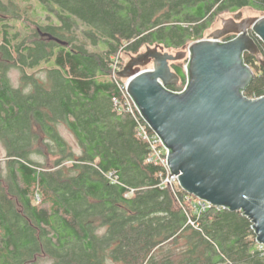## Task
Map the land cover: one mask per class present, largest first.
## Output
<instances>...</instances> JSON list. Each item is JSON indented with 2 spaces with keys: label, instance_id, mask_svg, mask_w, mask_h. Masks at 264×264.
Segmentation results:
<instances>
[{
  "label": "trees",
  "instance_id": "trees-1",
  "mask_svg": "<svg viewBox=\"0 0 264 264\" xmlns=\"http://www.w3.org/2000/svg\"><path fill=\"white\" fill-rule=\"evenodd\" d=\"M19 1L0 0V264H264L243 212H196L195 197L159 187L111 78L121 54L182 50L223 13L264 15V0ZM250 35L259 53L242 56L254 73L243 95L256 99L264 44Z\"/></svg>",
  "mask_w": 264,
  "mask_h": 264
},
{
  "label": "water",
  "instance_id": "water-1",
  "mask_svg": "<svg viewBox=\"0 0 264 264\" xmlns=\"http://www.w3.org/2000/svg\"><path fill=\"white\" fill-rule=\"evenodd\" d=\"M251 32L264 44V15L243 17L238 11L188 50L171 54L161 45L147 46L116 75L121 82L129 79L128 92L168 148V166L181 190L243 212L264 246V96L243 95L254 73L242 56L259 53ZM228 35L233 38L220 41ZM187 53L188 85L174 93L167 87L180 78L170 63Z\"/></svg>",
  "mask_w": 264,
  "mask_h": 264
},
{
  "label": "built area",
  "instance_id": "built-area-1",
  "mask_svg": "<svg viewBox=\"0 0 264 264\" xmlns=\"http://www.w3.org/2000/svg\"><path fill=\"white\" fill-rule=\"evenodd\" d=\"M226 38L227 37L221 38L220 41L226 42L231 40L233 37L231 36V38L228 40ZM186 50H188V48H186ZM120 58L121 56L116 57L111 66V78L115 83L119 93L118 97L113 99L114 105L119 111H124L125 113L129 114L136 122L137 135L147 143L149 148L147 162L153 163L154 165H158L162 168L163 172L160 175L161 181L159 187H168L173 189L176 186L181 189L178 185V177L171 172L168 166V148L163 144L160 136L149 127L147 122L144 120L137 104L128 92L129 79H125L123 82H121L116 75L118 71L122 70ZM189 59V53H187V56L183 60L182 65L184 79L180 80L176 87H167L168 90L174 93H182L185 91L188 85L187 69ZM110 176L111 175H109V178ZM194 203L196 212L208 210L211 208H214L216 210L225 209L221 206H213L210 203L198 198L194 199ZM188 223L190 225H194V223L190 219L188 220ZM259 248L264 251L263 245L259 244Z\"/></svg>",
  "mask_w": 264,
  "mask_h": 264
},
{
  "label": "rangeland",
  "instance_id": "rangeland-1",
  "mask_svg": "<svg viewBox=\"0 0 264 264\" xmlns=\"http://www.w3.org/2000/svg\"><path fill=\"white\" fill-rule=\"evenodd\" d=\"M17 2L19 3L20 1L17 0ZM20 3L22 4V6L26 4L25 2H20ZM241 11L243 13V17H259V16H262L263 15L262 13L256 12V11L251 10V9H248V8L242 9ZM233 14L234 13H230V14L229 13H223V14L219 15L218 17H216L213 20L211 26L204 32V35H203V37L200 40L209 38L210 37V34L213 31L221 28V20L222 19H227L229 17H232ZM17 27L20 28V24L19 23L17 24ZM194 42L188 43V45L184 49L188 48L190 46V44H192ZM145 48L146 47L142 48L139 53H141L142 50H144ZM184 49H182V50H184ZM164 51L165 52H168V53H171V54H174L175 52L181 51V50L175 51V50L164 49ZM135 55L121 54L120 55L121 56L120 60H121V66H122V68H123L124 64L127 63L130 60V56H135ZM172 65L182 66L183 65V60L176 61ZM7 77L9 78L10 84L13 87H20L21 86L20 71L17 70L16 68H14V67L9 68L8 71H7ZM61 132L69 139V141L72 144L74 143V139L72 138V136L68 133V131L66 129L61 128ZM12 139H14V138H12ZM6 152H7V150H6L5 146L3 145V143L0 140V166H2V167L4 166V162H5V158H6ZM31 157L33 159H35L37 161H41L42 163H45V164H50L51 163L50 160H46V158H44V157H40V156H37V155H32Z\"/></svg>",
  "mask_w": 264,
  "mask_h": 264
},
{
  "label": "flooded vegetation",
  "instance_id": "flooded-vegetation-1",
  "mask_svg": "<svg viewBox=\"0 0 264 264\" xmlns=\"http://www.w3.org/2000/svg\"><path fill=\"white\" fill-rule=\"evenodd\" d=\"M227 37H231V35H228ZM173 63H174V62H173ZM173 63H170V67H171V70H172V71H174V70H173V65H172ZM174 86L176 87L177 85H174ZM174 86H173V87H174Z\"/></svg>",
  "mask_w": 264,
  "mask_h": 264
}]
</instances>
